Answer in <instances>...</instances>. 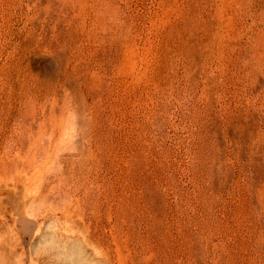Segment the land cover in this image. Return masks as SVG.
Segmentation results:
<instances>
[{
	"label": "rangeland",
	"instance_id": "1",
	"mask_svg": "<svg viewBox=\"0 0 264 264\" xmlns=\"http://www.w3.org/2000/svg\"><path fill=\"white\" fill-rule=\"evenodd\" d=\"M0 264H264V0H0Z\"/></svg>",
	"mask_w": 264,
	"mask_h": 264
}]
</instances>
